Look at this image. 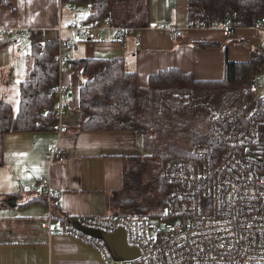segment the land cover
Here are the masks:
<instances>
[{"label":"crops","instance_id":"1","mask_svg":"<svg viewBox=\"0 0 264 264\" xmlns=\"http://www.w3.org/2000/svg\"><path fill=\"white\" fill-rule=\"evenodd\" d=\"M11 4L12 8L0 6V97L16 113L17 83L26 76L29 59L20 54L23 44L14 48L15 37L5 32L39 30L51 38L60 28L59 37L69 39L72 32L67 27L83 21L88 7L75 11V5L59 0H11ZM81 13L84 17L80 18ZM161 21H167L171 28L144 26L117 39L108 28L95 39L74 42L63 51L64 63L58 75L66 93L60 130L2 136L0 264H103L88 244L52 232L60 225V215L71 220L114 216L108 213L121 197L116 193L121 189L123 161L141 155L140 138L132 132L75 131L80 119L77 96L81 82L71 73L68 60L120 57L125 68L135 73L136 84L145 87L150 75L169 68L196 80H221L225 60L247 62L251 50H264V31L257 27L231 32L222 27L188 28L186 0H148L145 24ZM173 28L181 31L177 39L171 38ZM54 148L59 158L48 161L45 155ZM40 177L56 191L50 205L40 200L35 186Z\"/></svg>","mask_w":264,"mask_h":264},{"label":"trees","instance_id":"2","mask_svg":"<svg viewBox=\"0 0 264 264\" xmlns=\"http://www.w3.org/2000/svg\"><path fill=\"white\" fill-rule=\"evenodd\" d=\"M59 1L67 5L86 4L88 13L83 23L97 21L104 28H123V33L146 26L148 0ZM0 6L12 8L11 0H0ZM137 15L143 18L138 24L133 19ZM261 23H264V0H186L188 28L223 26L231 32L234 28L256 27ZM24 37L29 65L25 78L17 83L16 113L0 97V164L4 134L51 132L58 126L54 87L59 75L57 52L63 64V51L43 31L30 30ZM70 38L69 49L75 42ZM67 64L81 82L77 96L80 119L75 131L132 132L140 138L144 154L123 161L121 189L116 193L121 197L114 216H149L148 211L152 210L136 202L137 194L159 181L163 205L171 189L161 174L165 163L189 156L194 144L208 143L213 151L221 153L226 149L210 136L209 110H223L248 99V85L264 64V50H251L247 62L225 60L221 80H196L190 74L169 68L150 75L145 87L136 84L135 73L125 68L120 57L71 59ZM65 104L66 93L63 111ZM259 132L264 144V127ZM39 197L46 202L43 193ZM51 206L59 212L58 207ZM63 216L60 215V225L73 221Z\"/></svg>","mask_w":264,"mask_h":264},{"label":"built area","instance_id":"3","mask_svg":"<svg viewBox=\"0 0 264 264\" xmlns=\"http://www.w3.org/2000/svg\"><path fill=\"white\" fill-rule=\"evenodd\" d=\"M148 28H171L167 21L148 22ZM229 31L226 27L218 26ZM264 31V24H258ZM73 41L95 39L107 30L97 21L79 22L68 28ZM57 28L53 39L61 51L69 50L70 39H61ZM120 37L123 28H112ZM128 32L130 30H127ZM27 31L13 29L14 48L21 45ZM6 33V32H5ZM173 38L181 31L173 28ZM58 73L62 60L57 52ZM56 96L57 130L61 128L65 91L58 80ZM264 82L253 78L248 99L223 110L210 109L208 130L212 139L226 149L213 151L208 143L194 144L187 157L174 158L162 168V178L171 189L163 208L166 228L151 235L148 215L88 216L72 222L87 229L112 233L123 229L127 246L137 249L138 257L127 263H114L99 240L76 230L72 222L62 223L52 233L69 235L88 244L100 255L103 264H264ZM48 161L59 158L56 148L45 155ZM49 203L56 194L48 181H35ZM50 212V210H48ZM49 217V216H48Z\"/></svg>","mask_w":264,"mask_h":264},{"label":"rangeland","instance_id":"4","mask_svg":"<svg viewBox=\"0 0 264 264\" xmlns=\"http://www.w3.org/2000/svg\"><path fill=\"white\" fill-rule=\"evenodd\" d=\"M85 6H86V4H76L75 6H73L72 9H74L76 11V10H79L81 7L85 8ZM63 7H65V6H63ZM62 9L64 11V8H62ZM64 13H63V15H64ZM77 16H78V14H77ZM81 17H84V13H81L80 18ZM133 19H134L135 23H137V24L140 21H143V18L140 17V15L134 16ZM145 27H147V24ZM171 38H173L172 34H171ZM175 39H177V38H175ZM10 40H12V39L10 38ZM22 44L23 45L20 48V54L24 55L25 57L26 56L28 57V43L26 42V38H24L22 40ZM17 75H18V71H17ZM14 79L18 80L15 77H14ZM255 79L259 82H264V64L260 67L257 75L255 76ZM140 154L143 155L144 151L141 150ZM139 177H140V174H139ZM137 195L138 196H137L136 202L141 206L149 207L150 211L152 210L151 212L148 211L149 218H150L151 235L152 236L155 235V230L164 231L166 228V223H165V219L163 216L164 215V208H163L162 203H160L161 186H160L159 181H155L154 183H152V185L149 187V189H147L146 191L139 192ZM116 202H117V200L114 201L113 206H111L112 211H110V213H108V214H111V213L117 214L118 213L117 212L118 208H116Z\"/></svg>","mask_w":264,"mask_h":264},{"label":"water","instance_id":"5","mask_svg":"<svg viewBox=\"0 0 264 264\" xmlns=\"http://www.w3.org/2000/svg\"><path fill=\"white\" fill-rule=\"evenodd\" d=\"M72 224L82 234L101 240L114 263H127L138 257L137 249L127 246L123 229L119 228L112 233H105L83 228L76 222H72Z\"/></svg>","mask_w":264,"mask_h":264}]
</instances>
